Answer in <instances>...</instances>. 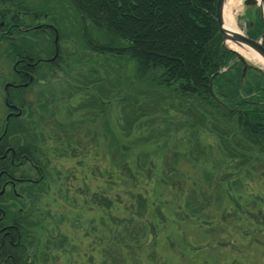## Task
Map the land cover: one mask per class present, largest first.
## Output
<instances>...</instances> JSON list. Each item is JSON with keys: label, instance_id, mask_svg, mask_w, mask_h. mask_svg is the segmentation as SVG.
Wrapping results in <instances>:
<instances>
[{"label": "trees", "instance_id": "16d2710c", "mask_svg": "<svg viewBox=\"0 0 264 264\" xmlns=\"http://www.w3.org/2000/svg\"><path fill=\"white\" fill-rule=\"evenodd\" d=\"M49 1L40 0V5L37 6L34 0H0V10L3 6L13 8L10 12H0V52L3 50L9 61L16 64L21 58H26L30 62H37L55 55V45L47 50H36L38 41L32 39L41 37V41H44L43 35L45 36L46 31L43 25H19L20 14L25 13H29L33 18H39L42 14L57 22L59 19L55 15L59 17L57 14L60 11L52 14ZM58 1L59 5L63 4L61 0ZM67 2L72 5L78 23L79 32L76 31L74 35L77 36L80 52H88L85 55L88 60H95L94 56L103 57L105 60H113L121 67L123 63H135L133 78L136 82L133 81L129 85L130 94H127L128 91L126 95L123 94L121 100H124V103L130 104L131 99L148 94L152 98L153 95L160 97L161 101L157 102L147 97L148 101H154L156 107L164 102L173 107L178 105L176 115L173 118L168 117L172 122L167 123L169 119H164L167 124L165 131L160 133L166 140H173L174 145L172 150L164 154L166 170L163 176L184 178V173L179 167L182 161L201 168L203 180L195 181L186 195L184 207L188 213L193 217L205 215L213 210V207L209 206L210 203H214L216 209L221 210L223 194L229 196L228 190L242 186L240 179H236L231 185V177L226 173L222 178H218L220 174L216 173V169L219 171L225 162H230L229 169H237L239 174L244 173V176L250 177L256 172L264 179V71L249 70L245 82L242 83L243 64L238 62L232 65L236 54L222 45L223 39L216 20L218 0H64L65 4ZM61 17L63 22L64 18ZM9 19L14 20L17 25L9 22ZM252 19L254 26L251 27L250 21L248 22L247 34L258 39L263 33L264 23L260 14ZM47 26V29H50L49 26L52 25ZM52 28L56 29L53 26ZM56 30L59 39H63L65 31L59 22ZM15 32L28 33L31 39L21 36H17L16 40L8 39L6 35L12 36ZM51 32L53 34V31ZM75 54L60 48L53 61L32 65L29 70L34 74L30 73L29 77H21L15 69L13 70L10 81L13 84L23 83L24 79L27 81L34 75L36 83L33 82L27 87H14L11 90L8 100L20 107L21 115L8 121V131L0 142V153L5 148H12L16 151L17 159L29 160L37 168H41L42 162L38 156L39 144L44 140L43 130H48L49 126L53 127L49 135L59 145L58 150L67 153V147L75 143L77 128L84 125L85 117L91 118L97 115L98 111H103L108 103L102 101L103 96L96 95L94 98L91 96L94 102L76 107L75 112L81 115L78 119L61 121L54 111L51 115L33 114L36 104L40 109L57 110L61 107V101L73 97L75 92L84 91L87 95H92L88 89L97 82L98 79L94 76L98 71L89 69L85 73L82 72L84 67L76 66L82 59L72 61ZM17 69H21L20 63ZM43 69L48 72L61 71L69 81L65 82L66 90L62 91L61 99H57L56 91L49 92V95L54 97L55 106L50 100L43 99V91L36 92L37 94L35 90L32 91L33 87L40 84ZM213 76L212 89L218 100H215L209 89ZM31 96L34 99L30 101L28 98ZM123 111H127L125 106ZM166 112L163 109V113L167 114ZM130 113L136 118L131 122L130 116H126L125 120L132 125L141 118L140 113L143 112L133 109ZM171 123H176L178 129L182 130L180 137L175 133L173 138L169 133ZM105 130L114 166L118 169L131 168L127 160L133 155L132 147L127 146V140L117 138L108 122H105ZM3 131L0 130V137ZM38 131L42 133L41 139L38 138ZM203 133L216 137L220 156L212 153V145L202 143ZM144 141L146 144L142 147L147 146L149 139ZM150 155L149 151H139V169L145 168V160ZM7 167L12 175L29 177L24 172L18 173L19 168L10 164ZM41 169L44 174L43 168ZM44 183L45 179L35 184L28 183L20 189V197L11 191L0 196V205L5 213L1 225L7 226L14 237L13 243L6 240L1 247L0 256L8 257L7 264H37L39 260L43 263L51 253L47 249L53 250V246L57 249L66 247L67 238L60 229L56 236L47 240L43 249L40 247V241L33 239L36 232L33 229H45L46 226L45 215L39 214L37 206L45 191ZM226 183H230V188L226 189ZM137 198L142 205L139 208L145 209L144 198L141 195ZM100 200L106 205L110 204L107 198ZM139 214L142 216L141 210ZM144 223L136 222L135 234L145 233ZM150 227L155 228L152 222ZM121 256L117 259L121 260Z\"/></svg>", "mask_w": 264, "mask_h": 264}, {"label": "rangeland", "instance_id": "374dc122", "mask_svg": "<svg viewBox=\"0 0 264 264\" xmlns=\"http://www.w3.org/2000/svg\"><path fill=\"white\" fill-rule=\"evenodd\" d=\"M34 1L37 6L40 5V0ZM49 2L52 14L60 11L57 14L59 17L55 15L59 19L57 22L42 14L39 18H33L29 13H25L20 14L19 25L33 26L39 23L43 25L46 31L45 36L43 35L44 41H41V37L32 39L38 41L35 46L36 50L52 48L55 36H58V44L60 41L61 44L51 58L57 57L56 53L58 55L60 48L65 52H75L78 57L75 54L72 56V61H76L77 58L82 59V62L78 61L76 66L84 67L82 71L84 73L89 69L98 71L94 76L98 80L88 89L92 95H87L84 91L75 92L73 97L61 101V107L57 110L40 109L36 104V111L33 114L35 116L37 113L38 115L39 113L51 115L55 112L61 121L71 120L69 118L73 120L81 116L75 112L76 107L94 102L92 100L96 95L103 96L102 101L108 104L94 117H85L84 125L76 131L75 143L77 145L71 143L72 145L67 147V153L59 151V145L49 135L53 127L49 126L48 130H43L44 140L39 144L38 156L42 162L41 168L44 170V174L41 171L42 177L40 171L35 170L36 165L16 158V162L21 163L14 166L19 168L18 173L24 172L38 181L45 179V191L37 206L39 214L45 215L46 226L45 229L39 227L33 229L36 231L33 239L37 238L43 249L46 247L47 240L56 236L59 229L67 238L65 248L57 249L53 246V250L47 249L51 252L47 260L43 263L39 260L37 264H264V179L260 174L253 172L250 177H246L244 173L239 174L237 169H229L230 162L223 163L219 171L216 169V173L220 174L218 178H222L226 173L231 177V185L233 181L240 179L242 186L228 190L229 196L223 194L221 210L216 209L214 203H210L209 206H212L213 210L205 215L193 217L191 213H188L184 207L186 195L195 181L203 180L201 168L182 161L179 167L184 173V178L163 176L166 170L164 154L172 150L174 145L173 140H166V137H161L160 133L165 131L167 123L172 122L169 118L176 115L178 105L175 104L173 107L170 103L164 102L156 107L153 102L161 101V99L153 94V98L151 95L143 94L139 98L129 100L130 104L124 103L125 101L121 100L123 94L126 95L127 91V94H130L129 85L133 81L136 82L133 78L135 63L129 62L127 65L123 63L121 67L113 60H105L103 57L94 56L95 60H88L89 58L85 56L88 52H80L78 39L75 36L79 28L72 5L69 2L65 4L64 0H61L62 6L59 5L58 0ZM240 2L237 25L238 29L246 33L248 22L253 20L254 8H246L244 0ZM6 7H1L0 12L13 10L12 7ZM61 16L64 18L63 22ZM13 21L9 19V22ZM58 22L65 31V37L61 40L56 30ZM13 23L16 24V22ZM47 25H52L56 29L52 26L47 29ZM12 36L7 37L14 40L17 36L27 39L30 37L24 32L21 34L15 32ZM5 54L1 50L0 130L4 131L0 142L8 131V121L21 115L20 107L8 100L11 90L15 87L10 82L14 65L19 66L20 63L21 69L32 73L29 70L32 64L36 65L47 60L40 59L37 62H30L26 58H21L14 64ZM42 71V80L39 81V85L32 88V91L35 90V93L43 91L45 95L43 99L50 100L55 106L54 97L49 95V92L56 91L57 99H61L60 95L65 89V82L69 81L61 71L48 72L44 69ZM29 80L28 82L26 79L23 81V83L27 82L24 83L26 87L36 81L35 75ZM7 83L11 85L6 88ZM147 97L154 101H148ZM33 99V96L28 98L30 101ZM142 105L145 106L142 107ZM124 106L127 109L125 112L123 111ZM133 109L143 113H140L141 118L131 125L127 123L125 117L130 116L129 119L132 122L133 118H136L133 113H130ZM163 109L167 111V114L163 113ZM166 118L169 119L167 123L164 120ZM105 122H108L117 138L127 140L125 142L127 146L132 147L133 155L127 160L131 168L118 169L114 166L108 150L109 140L106 137ZM169 131L171 135L175 133L178 137L182 135V130L178 129L176 123H171ZM38 134L40 135L38 138L41 139L42 133L38 131ZM201 138L202 143L213 146L212 153L218 156L220 150L217 148L216 137L203 133ZM144 139H149V142L147 146L142 147L146 144ZM140 150L151 153L150 157L145 160L144 169H139L137 164ZM9 152L10 150L7 154ZM1 154L2 152L0 153V165H2L0 172L9 169L7 167L9 162L3 160L6 154ZM209 170L212 171L210 168ZM1 178L7 179L6 176H1ZM27 184L23 181L16 184V191L19 193L20 189ZM229 185L230 183L225 184L226 189L230 188ZM3 195L0 193V196ZM138 195L144 198L145 209L139 208L142 205L138 202ZM102 198H107L110 204L106 205L100 200ZM0 208L1 225L5 213L1 205ZM140 210L142 216L139 214ZM137 221L146 224L143 235L141 232L135 234ZM151 222L155 226L154 229L150 227ZM1 226L0 233L4 234V237L11 236L12 232L7 229V226ZM137 239L140 240L137 241ZM13 241L10 242L13 243ZM4 242L0 244V247ZM120 255L122 258L118 260ZM3 258L6 262L2 261ZM7 262V256H0V264H7Z\"/></svg>", "mask_w": 264, "mask_h": 264}, {"label": "water", "instance_id": "95a60500", "mask_svg": "<svg viewBox=\"0 0 264 264\" xmlns=\"http://www.w3.org/2000/svg\"><path fill=\"white\" fill-rule=\"evenodd\" d=\"M228 0H218L217 6H216V20H217V26L219 28V32L222 36L223 42L222 45L234 52L236 54V59L232 62L233 64H236L239 62L243 64V71H242V83L245 82L247 73L249 70L255 69L258 71H264L263 66L256 65L255 62L251 61V58L254 59H260L264 62V31L261 33L262 35L259 36L258 39H254L249 37L248 35H245L243 32H241L239 29L235 30L233 28L226 26L225 19H224V10L226 7V3ZM244 5L246 8H255V16L258 15V13L261 14L262 20L264 23V0H244ZM251 25L252 22L250 23ZM58 40V36L56 38V42ZM58 50V49H57ZM213 78H211L210 82V91L215 98V100H218V97L214 93L213 88ZM9 86V84L6 85V88ZM21 113V112H20Z\"/></svg>", "mask_w": 264, "mask_h": 264}, {"label": "flooded vegetation", "instance_id": "af4514ba", "mask_svg": "<svg viewBox=\"0 0 264 264\" xmlns=\"http://www.w3.org/2000/svg\"><path fill=\"white\" fill-rule=\"evenodd\" d=\"M13 25H17V24H13ZM7 32H4V34H6ZM6 36H8V35H6ZM51 58H48L46 61L48 62V61H53V60H50ZM33 65V64H32ZM17 66H18V64H16V65H14V69L16 70V72L19 74V75H21V77H29L28 75L30 74L29 72L27 73V72H25V70H23V69H17ZM22 68V67H21ZM33 77L32 76H30V80L32 79ZM15 87H16V85H20L21 87H26L25 86V84L24 83H18V84H13ZM19 86V87H20ZM8 118V117H7ZM8 120V119H7ZM8 150H10V152L7 154V151ZM4 154H6V158H4L3 160L4 161H8L9 162V164L11 165V166H17V165H20L21 163H17L16 162V158H17V156H16V151H14L12 148H5V150L2 152V154L1 155H4ZM23 160H25V159H23ZM22 159H21V161H23ZM29 161V160H28ZM34 165V164H33ZM37 167V166H36ZM35 170H39L40 172V176L42 177V173H41V169H39V168H35ZM1 176L3 177V176H6L7 177V179L5 180V179H2L1 178ZM22 179V180H21ZM36 179V178H35ZM34 178H32V177H26V178H21V177H19L18 175H12L11 173H9V171L8 170H2L1 172H0V189H1V191H0V193H1V195L2 194H5L7 191H11L12 193H14V195H16L17 197L19 196V193L16 191V184H20L22 181L23 182H25V183H33V184H35L38 180H35ZM2 180H4V181H2ZM34 181V182H33ZM36 181V182H35ZM10 188V190H8ZM0 210H1V208H0ZM10 238V241L11 240H13L14 239V237L12 236H5L4 237V234H1L0 233V241L1 242H3V241H6V240H8V239ZM0 249H1V247H0ZM2 261L3 262H6V259L5 258H3L2 259Z\"/></svg>", "mask_w": 264, "mask_h": 264}, {"label": "bare ground", "instance_id": "6f19581e", "mask_svg": "<svg viewBox=\"0 0 264 264\" xmlns=\"http://www.w3.org/2000/svg\"><path fill=\"white\" fill-rule=\"evenodd\" d=\"M240 3H241L240 0H228L223 14L226 26L228 25V27L233 28L235 30L236 29L238 30L237 12L240 9ZM249 58L251 59V61L264 67V62L262 60L260 59L257 60L251 57Z\"/></svg>", "mask_w": 264, "mask_h": 264}]
</instances>
